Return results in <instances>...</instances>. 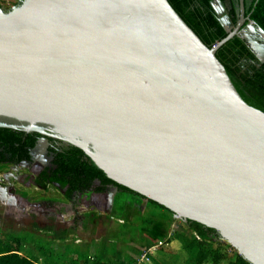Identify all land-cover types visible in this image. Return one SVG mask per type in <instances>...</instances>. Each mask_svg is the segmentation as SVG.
I'll use <instances>...</instances> for the list:
<instances>
[{"label": "water", "instance_id": "obj_1", "mask_svg": "<svg viewBox=\"0 0 264 264\" xmlns=\"http://www.w3.org/2000/svg\"><path fill=\"white\" fill-rule=\"evenodd\" d=\"M232 1L236 23L210 3L226 33L211 48L167 0L0 7V128L80 149L112 182L264 264V112L215 55L237 36L263 64L264 31Z\"/></svg>", "mask_w": 264, "mask_h": 264}, {"label": "trees", "instance_id": "obj_2", "mask_svg": "<svg viewBox=\"0 0 264 264\" xmlns=\"http://www.w3.org/2000/svg\"><path fill=\"white\" fill-rule=\"evenodd\" d=\"M167 1L208 48L213 47L226 37V33L210 5L212 0ZM220 1L224 5L229 2V0ZM17 5L19 2L14 4V6ZM0 7H2L1 3ZM245 14L264 31V0H252ZM228 15L235 23L233 5H230ZM215 55L242 100L249 106L264 112V63L259 64L255 61L254 64H251L254 56L246 47L245 42L237 36L218 48ZM41 138L45 137L37 133L27 134L18 130L0 128V171L5 168L6 163H18L21 160L29 159L30 150ZM47 140L53 148H56L54 147L56 144L60 146L56 150L49 148L53 153V164L56 169L50 173L51 177L47 176L43 179L40 183L41 186L45 187L47 184L56 183L61 189L68 186L71 191L81 192L92 188L94 183H97L94 192L102 193L108 187L116 188L113 216L122 221L119 224L120 232L132 229L135 235L136 233L139 235L141 245L136 250L139 254L159 241L167 240L169 243L179 240L181 250L186 254V264H249L232 247L219 241V236L214 230L194 222L184 223L177 220L190 233L189 240H184L183 232L172 228L176 219H173L168 210L152 201H146L143 197L109 180L80 149L55 139L47 138ZM134 199L145 203L146 211L138 216L131 213ZM119 229L117 235H123ZM109 233L111 234L109 235L110 239H114L117 243L120 236H112L114 231H109ZM3 236L4 240H0V264H38L35 258L20 255L24 239L12 234ZM37 249L44 251L41 246H38ZM75 254H79V256L72 264L80 262L82 264H126L123 261L106 262L103 256L99 259L96 257L91 259L87 254H84L83 250H75ZM52 255L54 254L51 253L50 256ZM137 257L135 256L133 261L130 260L129 264H134Z\"/></svg>", "mask_w": 264, "mask_h": 264}, {"label": "flooded vegetation", "instance_id": "obj_3", "mask_svg": "<svg viewBox=\"0 0 264 264\" xmlns=\"http://www.w3.org/2000/svg\"><path fill=\"white\" fill-rule=\"evenodd\" d=\"M19 1L20 0H17V2ZM251 2L252 0H246L245 12L248 10L250 6L249 3L251 4ZM230 5L234 7V2L232 0H229L225 5L228 14ZM12 7H14V5ZM12 7L4 8V10L11 9ZM234 13L237 21L239 16L236 14L235 8ZM245 16L247 15L245 14ZM243 28L244 26L242 29ZM245 45L250 50L247 42H245ZM255 61L258 62L254 56V60L251 61V64H254ZM47 138L49 137H45L44 139L47 140ZM59 146V144H56L54 147L57 148ZM49 148L56 150V148L51 147L49 142H47V144L41 145L35 150L34 148L31 149L29 152V159L27 160H21L18 163L11 164L5 162V168L0 171V207H12L17 209V216L4 211L5 220L11 224L16 218L18 220L15 219L16 223L29 226L30 228H36L43 223V225H48V228H52L55 232L59 233L66 232L68 228H71L73 233L78 235L77 237H87L89 233L84 231V226L93 228L92 226L96 225V222L102 219L103 214L104 218H108L110 224H112L114 220V198L117 193H114V187H108L102 193L94 192L95 186L98 185L97 183H94L92 188L81 192L71 191L68 186L61 189L56 183L47 184L45 187L41 186L40 183L43 179L47 176L51 177L50 173L54 172L56 169L53 164V153ZM16 185L24 187L25 190L23 189L16 193ZM49 188L59 192L62 200L48 194ZM27 189H33L35 193H28L26 192ZM111 195H114L112 204L110 201ZM62 208L72 213L71 219H67L68 222L64 221L65 218L63 217ZM89 210H93V212ZM85 211L89 212L87 213L88 216L85 215ZM94 211H99V216L101 217L94 215ZM106 211H112V213H110L111 215ZM113 226L114 225L109 226L108 230L112 229ZM79 239L78 243H82L81 240H84L82 238Z\"/></svg>", "mask_w": 264, "mask_h": 264}, {"label": "rangeland", "instance_id": "obj_4", "mask_svg": "<svg viewBox=\"0 0 264 264\" xmlns=\"http://www.w3.org/2000/svg\"><path fill=\"white\" fill-rule=\"evenodd\" d=\"M17 2V0H0L1 6L4 8H10L12 7L15 3ZM97 185V184H96ZM25 190L24 187L15 186V190L17 191L16 193H18V191H22ZM32 190V191H31ZM33 189H27L26 192L31 193L33 192ZM52 191V192H51ZM35 193V192H33ZM48 194L53 195L54 197H57L58 199H61V194L57 191H55V189L49 188V192ZM47 195V194H46ZM63 212V217L65 219H71L72 217V213L70 211H67V209H61ZM4 211H7L11 214H13L14 216H17L16 212L17 209H14L12 207H6V208H2L0 207V240L3 241L4 240V234L5 233H11L12 235H16L19 236L21 239H24V248H23V255L28 257V258H35L38 264H45V262L47 264H51V263H59L63 257V255L61 254V249L55 248L52 246L51 243H49V241L47 239H43V238H39L36 237V235H38V230L37 228H44L46 226L40 225L37 226V228H30L29 226L26 225H20L18 223L14 221L9 224L7 223V221L4 218ZM90 212H93V210H89ZM146 211V208L144 207V201H140L138 199H134L133 200V204H132V208H131V213L134 215L136 214L137 216ZM109 214L112 213V211H106ZM89 213L88 211H85V215L88 216ZM103 214V213H102ZM94 215L99 216V212L94 211ZM111 215V214H110ZM96 216V217H97ZM95 217V218H96ZM101 217V216H99ZM109 217V216H107ZM132 218V217H131ZM101 219V218H100ZM136 222H137V218ZM17 220V219H16ZM18 221V220H17ZM113 223L110 224V221L108 218H104V214L102 216V219L98 222H96V225H93V228H90L88 226H84V231H87L89 233V235L86 237H77L78 235H76V233H71L69 232L68 234V238L71 241L76 240L77 238H82L84 240H82L83 243L87 244L88 241L92 240L91 243V248H87L84 249V254H87L89 257L93 258H100V257H105L104 260L105 261H109V262H114L113 258H119V261L121 260H128L132 257V255L136 252V248L138 246L141 245V238H139V235L136 233V235L134 234V232L132 231H125V232H120L121 229H119L120 225L122 223V221L117 220L114 217V220L112 221ZM138 223V222H137ZM87 225V224H85ZM113 226L112 229H109V226ZM135 227V226H134ZM133 227V228H134ZM172 228L175 230H179L181 232H183L184 235V240H189L190 238V233L187 232V228L185 226H183L181 223H178L177 220L173 223ZM119 229V232L123 235H117V231ZM114 231V237L116 236H120L119 241L116 243V241L114 239H110L109 235H111L109 233V231ZM30 232V233H29ZM36 234V235H35ZM104 239V240H103ZM103 240V241H102ZM99 242L98 245L95 242ZM223 243V242H222ZM90 244V243H89ZM224 244V243H223ZM38 246L43 247L44 251H38ZM72 249V250H71ZM82 248H79V246H74L73 244H70L68 246H66V250L69 252L72 251V253L74 250H80ZM162 250H164V252L167 253H173V251L171 250L170 247L166 246L165 248H163ZM161 250L157 251L158 255L161 254L160 253ZM157 252H154V258L158 257ZM53 253L54 255L50 256V254ZM230 254V252H229ZM46 255V256H45ZM79 256V254H77ZM164 255V254H163ZM43 256V257H42ZM47 258V259H46ZM44 260V262H43ZM160 261V260H159ZM159 261L157 262V264H175L174 261L172 260H168L159 263ZM151 262V259H150ZM186 262V256H184V258H182L181 260V264ZM152 264V263H150ZM225 264V263H223Z\"/></svg>", "mask_w": 264, "mask_h": 264}, {"label": "crops", "instance_id": "obj_5", "mask_svg": "<svg viewBox=\"0 0 264 264\" xmlns=\"http://www.w3.org/2000/svg\"><path fill=\"white\" fill-rule=\"evenodd\" d=\"M144 207H145V203H144ZM97 212H99V211H97ZM64 221L68 222L67 219H64ZM41 225H43V223H41ZM43 226H46V225H43ZM37 230H38V233L39 234L38 235L35 234L36 237L43 238V239L45 238V239H47L49 241V243L52 244L53 247L58 248V249H61V252H62L61 254L63 255L61 261L59 263H51V264H72L73 261H75V259L77 258L78 255L75 254V253H72V251L68 253V251L66 250V246H68L69 243L70 244H73L76 247L79 246V248H82L80 250H84V249H87V248H91L92 240L91 241H88L87 244L83 243L82 240H81L82 243H78V241L80 240L79 238H77L74 241L69 240V238H68L69 232L73 233V231H72L71 228H68V230L66 232H60V233L59 232H55L52 228H48V227L47 228L46 227H44V228H37ZM6 234H11V233H5L4 235H6ZM162 242L164 243L163 248H165L166 246H168V247L171 248V250L173 251V253L172 254L171 253H167V252H164V250H162L163 248H158L155 251V253L157 251L161 250L160 251L161 254L158 255V252H157V255H158L159 258H157V257L154 258V253H153L150 256L151 263L152 264H157V262L159 260H160L159 263L164 262V261H167L168 262V260H172V261H174L175 264H181L182 258H184V256H186V254L181 250V242L179 240L178 241L175 240V241H172V242H169V243L167 242V240H164ZM95 243L98 245L99 242H95ZM24 246H25V244L22 246V251L20 253L21 256H24L23 255V251H24L23 248H24ZM137 248H136V250H137ZM73 252H75V250ZM138 254H139V252H135L132 255V257L129 259V261L130 260L133 261L134 257L135 256H138ZM37 261H40V260H37ZM113 261H115L117 263L119 261V258L114 257L113 258ZM121 261L126 262V264H129V261L128 260H121ZM43 262H44V260H43ZM45 264H47V263L45 262ZM79 264H82V262H80ZM183 264H186V262L183 263Z\"/></svg>", "mask_w": 264, "mask_h": 264}, {"label": "built area", "instance_id": "obj_6", "mask_svg": "<svg viewBox=\"0 0 264 264\" xmlns=\"http://www.w3.org/2000/svg\"><path fill=\"white\" fill-rule=\"evenodd\" d=\"M163 245L164 243L162 241H159L156 245L140 253L137 259L135 260L134 264H150V256Z\"/></svg>", "mask_w": 264, "mask_h": 264}]
</instances>
